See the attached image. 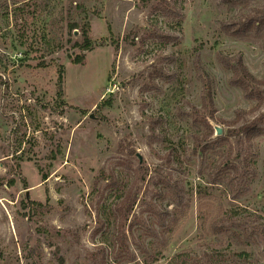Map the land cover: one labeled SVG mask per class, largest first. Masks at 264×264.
Instances as JSON below:
<instances>
[{
	"label": "rangeland",
	"instance_id": "obj_1",
	"mask_svg": "<svg viewBox=\"0 0 264 264\" xmlns=\"http://www.w3.org/2000/svg\"><path fill=\"white\" fill-rule=\"evenodd\" d=\"M263 16L264 0H0V264H164L211 250L264 264V135L233 160L234 200L206 182L192 136L201 115L211 140L215 126L227 137L224 148L244 141L241 125L264 128V49L233 32ZM81 28L90 48L74 64ZM238 58L252 78L232 70ZM138 164L145 179L128 210L126 166ZM173 180L180 206L168 201ZM147 201L175 220L169 230L153 225L160 245L129 227L135 216L155 223ZM207 208L217 219L237 213L212 234L197 221ZM253 225L255 242L230 237Z\"/></svg>",
	"mask_w": 264,
	"mask_h": 264
},
{
	"label": "trees",
	"instance_id": "obj_2",
	"mask_svg": "<svg viewBox=\"0 0 264 264\" xmlns=\"http://www.w3.org/2000/svg\"><path fill=\"white\" fill-rule=\"evenodd\" d=\"M11 13V12H10ZM12 14V13H11ZM179 15V14H178ZM3 17L5 20V27L3 28V31L5 33L9 32L7 27L9 26V12L7 9L3 12ZM14 19L16 20L17 17L14 15ZM247 23L244 25V27L240 30L235 29L233 32L237 34V36L241 39H248L250 41H254L258 43L263 49H264V16L258 17L257 19H248L246 21ZM78 26L73 23L69 25L70 30L77 28ZM81 35L82 40L80 43L75 42L74 46H77L81 53H77L72 57V62L74 64H79L83 61L84 58V51L88 50L90 48V39L87 35V30L85 28H81ZM21 36V35H20ZM228 64L229 63H225ZM231 68L233 71H235L238 75L241 77H251L249 73H247L246 68L243 66L241 60L238 58L236 61L231 65ZM62 69L59 71V79H62ZM204 79V78H203ZM236 79H239L236 77ZM204 90H208L207 83H203ZM210 100L209 95L202 94L201 104L204 109L208 108V105L206 104V97ZM210 118L212 117V113L210 111L209 115ZM201 119L200 122L202 124V129H198L195 132H193V143L194 148L199 152V169L200 172H202L203 167H206L209 169L208 173L206 174V182L209 184H220L224 187L225 190H227V193L231 199H237L241 195L240 189V167L233 163L234 159H238V157L241 154V143L244 142L245 146H243V149H249L252 140L257 137L264 135V128L258 127L256 122H250L243 124L239 127V129L236 131V134L242 133L244 136V141H241L240 138H235L232 143H227L226 147L224 148V142L227 141V137L225 135H217L214 139L211 140V135L213 132V129L211 125L207 123L205 120V115L200 116ZM229 132H233L230 130ZM213 154L215 159L212 157H209L210 154ZM212 158V159H210ZM248 166V159L244 158L242 167ZM127 167L126 175L124 177L125 179V185H126V191H125V199L129 200L128 210L131 207V204L133 202V199L135 197L133 193V188H135V185L137 184V181H143L145 179V173L146 170L141 165H137L136 168L131 169L130 167ZM45 177V175H44ZM14 181L13 179L9 180V184H12ZM164 184H166L168 188V201L170 204H173L174 206H180L182 204V190L183 187L179 185L178 181H165ZM146 210L151 213L153 216L154 222L153 224L148 223L147 220H144L138 216H135V220H133L129 227H132L134 224L138 225L140 227V232L142 234H149L158 240V244L160 245L162 242L165 243L162 234L156 229L155 226L157 225L161 229L169 230L175 222L174 219H169V223L165 221V216L167 215L166 209L158 210L156 207V204L151 201L146 202ZM235 209H231L226 211L227 213H224V217H219L217 219L216 215H212L213 211L209 210L208 208L206 210H199L197 221L199 222V229L202 230H209L212 234H217L219 231L222 230L224 227V222L233 223L234 222V216L237 213ZM137 217V218H136ZM210 220L208 221V219ZM243 219L245 217H242ZM246 219V218H245ZM261 230L260 225H253L248 231L243 230L242 232H230V237L233 239V241L237 244H241L244 242H255L257 234ZM140 250L143 252H148L151 250V247H146L144 244H138L137 245ZM157 247V246H155ZM154 247V248H155ZM155 251H153L154 253ZM160 251H158V254ZM239 256H248V253L245 251H240L237 253ZM182 258V259H181ZM164 264H237L236 260L234 259V255L231 254L229 257L226 258V254H222L218 250H211L209 253H205L200 260H192V259H185L182 255V253H175L172 256L169 257V259Z\"/></svg>",
	"mask_w": 264,
	"mask_h": 264
},
{
	"label": "water",
	"instance_id": "obj_3",
	"mask_svg": "<svg viewBox=\"0 0 264 264\" xmlns=\"http://www.w3.org/2000/svg\"><path fill=\"white\" fill-rule=\"evenodd\" d=\"M90 116H91V115H90ZM214 129H215V133H216V135H220V134H221V129H220L218 126H215ZM25 192H26V194H27L28 190L26 189Z\"/></svg>",
	"mask_w": 264,
	"mask_h": 264
}]
</instances>
